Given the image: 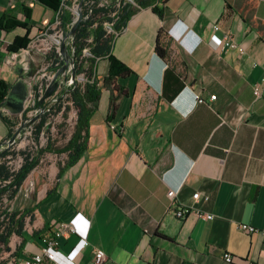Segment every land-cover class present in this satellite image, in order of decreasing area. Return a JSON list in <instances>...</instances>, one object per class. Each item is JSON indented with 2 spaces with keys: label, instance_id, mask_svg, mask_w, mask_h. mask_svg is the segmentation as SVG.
<instances>
[{
  "label": "crops",
  "instance_id": "crops-1",
  "mask_svg": "<svg viewBox=\"0 0 264 264\" xmlns=\"http://www.w3.org/2000/svg\"><path fill=\"white\" fill-rule=\"evenodd\" d=\"M157 4L162 16L153 6L136 9L113 43L112 55L131 70L114 80L121 94L113 109L110 62L97 63L101 94L81 159L61 176L65 162L25 179L9 209L32 212L2 257L38 254L70 223L88 242L77 252L80 235L59 238L75 264H97L95 249L107 255L100 264H264V232L239 229H264V85L254 94L264 74V0ZM227 31L243 52L222 47ZM25 32H0V77L10 90L24 74L8 65L7 48ZM196 93L216 99L197 104ZM169 189L178 191L175 201ZM196 192L209 200L195 202ZM179 207L214 217L190 211L179 219Z\"/></svg>",
  "mask_w": 264,
  "mask_h": 264
},
{
  "label": "built area",
  "instance_id": "built-area-1",
  "mask_svg": "<svg viewBox=\"0 0 264 264\" xmlns=\"http://www.w3.org/2000/svg\"><path fill=\"white\" fill-rule=\"evenodd\" d=\"M112 2H115L116 11L111 14L112 20H104L103 28L107 35L113 37L115 42L123 31V28L121 30L116 28V23L120 19V15L124 7L127 4H130L134 8H140L135 0H63L52 23L45 29L38 31L26 47L19 49L17 52L11 53V56L9 57L14 61V63L16 65L19 64L22 68H27L30 73L33 72L31 70L32 64L37 66V69L34 71L35 75L31 78V86L28 89V96L25 101L24 111L21 114L14 116L4 107L1 109L2 114L12 118L17 117L21 120V126L19 128H21L25 123H30L31 119L38 116L34 122L30 123L25 128V131L21 133L19 139L23 137L24 133H26L29 137H33V139L36 140V127L43 119H45L42 131L38 138L39 140L41 139L44 141V134L47 129L54 127V120L62 118L66 114L68 117L65 116L64 121H66V124L69 122L70 126L73 128L72 131L67 133V135L71 136L73 134L78 119V112L71 99L72 92L78 87L84 88L87 82H94L97 73L96 75L94 74L92 78H89L87 71L85 70L86 59L95 57L91 52V47L89 45L85 46L82 50V54L78 56L75 39H72L69 36V32L79 16L80 9L84 17L83 22H85L90 18L95 7H103ZM66 12L70 14L71 21L64 26L63 17ZM214 29L219 30V25H215ZM92 40L93 38L90 37L87 39V42L90 43ZM64 44L67 48V54L69 57L62 53V47ZM222 47L238 49L240 52H243L242 47L239 46L232 33L228 31L224 34ZM56 55H59V57H56ZM99 60L100 58L96 57L97 63ZM22 64H24V67ZM26 83L28 86V82ZM55 83L57 84L56 89L44 100L43 103H40L46 90ZM263 85L264 74L261 80L254 86V94L256 98L260 97ZM215 99L216 95H211L209 99H206L201 94L196 93L197 104H208ZM73 120L74 124L72 122ZM17 127L18 126H15L16 130L19 129ZM111 127L114 128L115 126L111 125ZM6 143L5 145L0 146V157L3 154V150L7 148ZM16 157L19 160V167H21L24 163L25 155L18 154ZM8 164L10 165V162H8ZM12 170L15 171L16 169ZM177 195V190L169 189L168 196L172 201L176 200ZM209 198V195H204L200 192H196L193 195L195 202L200 199L208 201ZM190 211L196 213L203 219H212L214 217L211 214L202 213L199 209H189L183 207H179L176 210L175 215L179 219H184ZM239 229L249 234L261 231L264 232V229L261 230L253 225L245 223H241L239 225ZM66 233H75L80 235V240L74 247L77 252H81L88 245L86 238L82 235L83 232L80 231L76 225L61 223L56 227L54 232L47 237L45 246L42 247L40 253L31 255L28 258H16L11 256L7 259L2 257L1 253L3 252H1L0 264H75V261L58 247L59 238ZM106 258L107 255L104 250L95 249L94 259L97 264H100L106 260ZM225 260L227 262H232L233 256L225 254Z\"/></svg>",
  "mask_w": 264,
  "mask_h": 264
},
{
  "label": "trees",
  "instance_id": "trees-1",
  "mask_svg": "<svg viewBox=\"0 0 264 264\" xmlns=\"http://www.w3.org/2000/svg\"><path fill=\"white\" fill-rule=\"evenodd\" d=\"M3 5H0V32L9 33L17 28L25 29L23 36H16L7 50L11 52H17L19 49L28 45L31 38L38 30L48 27L55 14L59 11L63 0H2ZM140 8L153 6V10L160 16L163 15L162 10L159 9L157 2L159 0H135ZM36 5H42L45 8V14L41 22L32 23V13ZM138 8H134L130 4H127L122 13L120 19L116 23V28L121 30L125 27L126 22L134 14ZM50 11V15H46ZM116 11L115 2H112L106 6L95 7L92 15L88 20L82 22L78 28L75 45L77 55L82 54V50L85 46L91 47V52L95 57L86 59V68L89 78L96 75L97 61L96 57L103 59L107 58L110 62L108 76L105 78L106 82L111 85L113 91V97L111 101V109H113L115 102L120 98L121 90L116 85L114 80L117 77L125 76L131 73V70L115 56L112 55V47L114 39L112 36L107 35L103 28L104 20H112L111 14ZM71 21V18L64 14L63 25ZM92 37V42H87V39ZM157 52L161 55H165V51L158 44ZM3 55L0 54V58ZM10 91V85L0 77V120L6 126V134L8 138H11L14 134V123L9 116L2 114L1 109L6 102V98ZM101 89L98 86V78L95 76L94 82H87L84 88L78 87L72 92V101L78 112L77 123L74 128L72 137L68 143L62 147L53 149L52 145L42 149L40 152L51 151L56 154H67V160L64 166L60 165L59 176L69 167L77 163L88 149L89 143V127L90 119L93 113L98 107V101L100 99ZM45 119L41 121L36 127L35 139L38 140L42 131ZM9 152L6 153V155ZM25 155L24 163L18 169L13 171L7 161L0 163V253L9 251V242L13 234L22 237L25 227V217L29 215L32 210H10L8 206L4 204V198L13 200L20 188L22 187L27 176L37 167L39 158L32 156L30 153L22 152ZM34 236L38 235V232L33 233ZM47 240V238H46Z\"/></svg>",
  "mask_w": 264,
  "mask_h": 264
},
{
  "label": "rangeland",
  "instance_id": "rangeland-1",
  "mask_svg": "<svg viewBox=\"0 0 264 264\" xmlns=\"http://www.w3.org/2000/svg\"><path fill=\"white\" fill-rule=\"evenodd\" d=\"M0 2L2 4H4L2 0H0ZM44 14H45V8L42 5H36V7L34 8L33 13H32V18H31L32 21L31 22L32 23L41 22ZM85 14H86V11H85ZM46 15L49 16L50 11H48V13ZM65 15L70 17V14L68 12H66ZM38 31H40V30H38ZM34 36H35V34H34ZM7 53L9 56H11V51L8 50ZM4 57L0 58V64L2 63V60ZM7 59H8V65L12 66L13 70H16L17 69L16 66H18L19 64L16 65L10 57H8ZM22 65L24 67V64H22ZM21 70H22L23 74L25 75L24 81L29 82V86H30L31 85V78L35 75L34 71L30 73V71H28V69L25 67L24 68L21 67ZM3 72L6 73L7 71L4 70ZM4 73H3V75H5ZM2 79H4V78H2ZM26 79H27V81H26ZM7 83H8V85H10L9 82H7ZM65 116L68 117L67 114ZM65 116H63L62 118H59L57 120H54V127L46 130V132L44 134V141L41 139L40 140L39 139L34 140L33 137H29L26 133H24L23 137H21L15 145H13L12 147H10L7 150V151H9V153L7 155H6L7 151L5 152L4 151L5 149L4 150L2 149L3 154L0 157V163L7 161V162H10V167L12 169H16V170L19 169L20 168L19 167V160L16 156L18 154H21L23 151L26 153H30V154H32V156L39 158V163L37 165L38 168L36 167L37 170H40V168L46 170V168H48L52 163L61 164L62 162H65L67 160V157H68L66 153L56 154V153H52L51 151H45L42 153L40 152L42 149L46 148L48 146V144L52 145L53 149H57V148L64 147L68 143V141L70 140L72 135L68 136L67 133L72 131L73 128L70 126L69 122H67L69 125L66 124V121H64ZM10 118H11L12 122L14 123L13 129L16 131L15 126H18L17 128H19L21 126L20 125L21 120L17 117L16 118L10 117ZM72 122L74 124V120ZM1 135H3L4 137L3 136L1 137ZM8 139L9 138L7 137V134L2 133L0 131V146L5 145V143ZM2 150H1V153H2ZM31 173H30V175H31ZM47 174H48V171L46 170V174H43V176L47 175ZM23 187H24V184L22 185L21 189H23ZM15 201H16L15 198L13 200H10V201L7 199V197L4 198V204H5V206H8V207H11V205L13 203H15Z\"/></svg>",
  "mask_w": 264,
  "mask_h": 264
},
{
  "label": "water",
  "instance_id": "water-1",
  "mask_svg": "<svg viewBox=\"0 0 264 264\" xmlns=\"http://www.w3.org/2000/svg\"><path fill=\"white\" fill-rule=\"evenodd\" d=\"M80 8H81V6H80ZM83 19H84L83 13L80 9L79 16L76 19V21L74 22V24L72 25V28L69 32V36L72 39H75L78 28H79L80 24L83 22ZM62 53L69 57V55L67 54V48H66L65 44L62 47ZM56 57H59V55H56ZM21 72H22V70H21V68H19V73L21 74ZM74 75H75V72H74ZM24 77L25 76L22 75L21 78H19V80L13 85V87L10 90V93L8 94V96L6 98V102L3 106L10 114H12L14 116L21 114L25 108V101H26L27 96H28V86H27V83L24 81ZM56 87H57L56 83L52 84L46 90V92H45L44 96L42 97L40 103H43L44 100L53 93V91L56 89ZM37 118H38V116L31 119L30 123L34 122ZM30 123H25L21 128H19L15 131V133L12 135V137L6 143L7 148L4 150L5 152L10 147H12L13 145H15L17 143L21 133H23L25 131V128Z\"/></svg>",
  "mask_w": 264,
  "mask_h": 264
},
{
  "label": "bare ground",
  "instance_id": "bare-ground-1",
  "mask_svg": "<svg viewBox=\"0 0 264 264\" xmlns=\"http://www.w3.org/2000/svg\"><path fill=\"white\" fill-rule=\"evenodd\" d=\"M26 81H27V79H26ZM31 86V85H30ZM30 86H29V82H28V89L30 88Z\"/></svg>",
  "mask_w": 264,
  "mask_h": 264
}]
</instances>
